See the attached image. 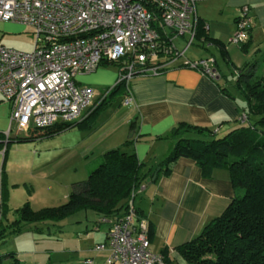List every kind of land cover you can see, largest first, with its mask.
<instances>
[{
  "label": "built area",
  "instance_id": "2783aa9c",
  "mask_svg": "<svg viewBox=\"0 0 264 264\" xmlns=\"http://www.w3.org/2000/svg\"><path fill=\"white\" fill-rule=\"evenodd\" d=\"M198 1L0 0V21L30 26L34 36L31 51L0 44V94L10 107L5 136L81 119L111 87L97 95L93 87L76 84V77L101 64H117L115 83L126 84L124 104L132 99L128 86L133 76L160 74L179 57L181 67L216 79L213 57L185 56L197 37ZM252 24L248 6H241L228 43H245ZM139 190L131 192L132 201ZM101 220L109 226L95 249H108L106 263L164 264L163 255L151 249L147 220L136 216L133 202L118 217Z\"/></svg>",
  "mask_w": 264,
  "mask_h": 264
},
{
  "label": "crops",
  "instance_id": "0c3cea01",
  "mask_svg": "<svg viewBox=\"0 0 264 264\" xmlns=\"http://www.w3.org/2000/svg\"><path fill=\"white\" fill-rule=\"evenodd\" d=\"M200 1L206 2L200 4V12L197 11L199 1L196 4L198 24H206L207 30L202 29L200 37L196 38L203 52L186 55V58L213 57L218 78L213 80L199 70L181 67L183 59H180L160 74L133 76L128 86L131 101L124 104V94L121 99L124 106H129L128 125L135 120L131 133L133 143L125 150L136 153L138 159L145 163L144 170L168 154L173 146L170 131L180 122L205 126L216 135H225L241 125L239 104H242V99L233 88V77L227 81L217 56L210 48L214 47L221 52L230 73L235 67L257 61L264 75V0ZM243 5L248 6L253 21L249 38L241 45L228 43ZM0 22L5 25L10 23ZM106 74L108 78L101 77L104 73L100 72L96 81L102 84L116 82L118 74ZM222 77L225 81H222ZM9 112V104L0 94V131L9 124ZM129 132L128 126V137ZM106 147L103 152L112 149ZM5 155L6 151L0 152V202ZM233 194L234 188L226 169L214 168L211 175L205 177L194 160L179 157L171 164L168 175L159 174L154 181L148 179L143 183L134 199V205L143 210L153 225L151 249L157 253L166 250L170 264H187L175 247L196 236L211 219L218 216ZM7 217L11 220L15 218L11 213ZM104 223L107 228L103 232L102 242L105 241L109 226L107 222ZM30 227L35 230L32 225ZM86 236L88 238V233ZM80 243L75 249L64 246L59 249L57 257L51 258L49 255L44 264H83L86 259H90L91 264H108L105 261L107 249L94 251V248L88 249Z\"/></svg>",
  "mask_w": 264,
  "mask_h": 264
},
{
  "label": "trees",
  "instance_id": "16d2710c",
  "mask_svg": "<svg viewBox=\"0 0 264 264\" xmlns=\"http://www.w3.org/2000/svg\"><path fill=\"white\" fill-rule=\"evenodd\" d=\"M202 29L199 23L197 36L200 37ZM231 75L233 88L242 99V104H239L241 125L223 136H217L205 126L180 122L170 131L173 146L168 154L146 170L145 163L138 159L134 151L124 150L133 143L131 133L135 120H132L129 124L130 136L120 147L103 152L100 162L88 171L87 178L72 183L67 200L58 206L35 210L25 201L16 209L10 208L5 173L2 172L0 244L27 225L39 231L38 223L55 221L81 209L94 211L100 218L99 222L118 217L128 210L131 202L134 203L132 191L140 189L155 173L156 177L159 174L168 175L176 159L187 157L194 160L205 177L210 176L214 168L226 169L234 194L225 209L196 236L175 247L177 252L187 264H264V75L257 61L235 67ZM125 90L124 81L115 83L109 95L105 96V102L81 120L31 128L25 134L8 137L0 132V147L4 144L6 151L12 141L36 140L87 124L99 110L108 106L109 97L125 93ZM222 90L225 91V88L222 87ZM134 208L138 218L147 220L142 209L135 205ZM9 213L15 216L12 221H8ZM147 230L151 241L154 228L148 220ZM161 254L164 264H170L167 251L163 250ZM2 257H12V252H6Z\"/></svg>",
  "mask_w": 264,
  "mask_h": 264
},
{
  "label": "rangeland",
  "instance_id": "374dc122",
  "mask_svg": "<svg viewBox=\"0 0 264 264\" xmlns=\"http://www.w3.org/2000/svg\"><path fill=\"white\" fill-rule=\"evenodd\" d=\"M204 2L206 1H199L197 11L200 12V4ZM176 42L181 49L183 39L179 37ZM0 44L22 51H31L34 47L32 28L14 22L7 25L0 22ZM212 48L210 49L217 56L227 81H231L229 66L225 63L221 52ZM202 52V47L196 38L187 49L185 56ZM180 59L179 57L177 60ZM100 72L104 73L101 77L108 78L106 73L118 74V66L115 63L101 64L97 71L76 77V84L93 87L97 95L103 93L115 83H98L96 80ZM221 79L224 80L223 77ZM123 94L117 93L109 97L108 106L99 110L92 120L87 121V124L37 140L10 142L6 147L3 163L8 206L16 209L28 201L31 208L37 210L65 202L72 189V183L87 178L88 171L100 162V155L105 150V146H108L106 147L108 149L120 147L121 142L128 137L129 106L126 107L121 103ZM105 96L98 95L93 106L83 116H87L105 102ZM6 127L8 129V123ZM6 129L0 132L6 133ZM9 135L16 134L13 130ZM4 149L3 144L0 152ZM99 219L94 211L81 209L55 221L38 223L39 231L27 225L21 232L10 234L6 242L0 244V264H35V262L44 264L49 255L51 258L57 257L59 249L64 246L75 249L79 246V241L82 246L97 251L95 246L103 241V232L107 228L104 222H99ZM8 221L12 220L8 218ZM6 252H12V257H2ZM14 257L20 261H15Z\"/></svg>",
  "mask_w": 264,
  "mask_h": 264
},
{
  "label": "water",
  "instance_id": "95a60500",
  "mask_svg": "<svg viewBox=\"0 0 264 264\" xmlns=\"http://www.w3.org/2000/svg\"><path fill=\"white\" fill-rule=\"evenodd\" d=\"M151 179H152V181H154L156 179V173L154 174V176Z\"/></svg>",
  "mask_w": 264,
  "mask_h": 264
}]
</instances>
